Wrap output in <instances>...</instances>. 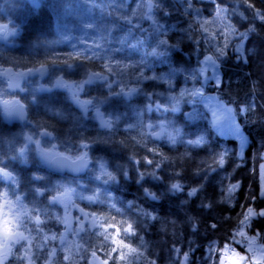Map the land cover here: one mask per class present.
Returning a JSON list of instances; mask_svg holds the SVG:
<instances>
[{"label": "trees", "instance_id": "trees-1", "mask_svg": "<svg viewBox=\"0 0 264 264\" xmlns=\"http://www.w3.org/2000/svg\"><path fill=\"white\" fill-rule=\"evenodd\" d=\"M140 2L0 0V25L8 24L18 32L9 43L0 38V72L21 76L28 73L30 68H40L41 65L45 68L44 77H38V71L31 72L33 76L24 81L20 91H12L9 80L0 77V98L19 100L27 107L28 113V121L18 124L8 120L0 108V155L5 158L6 170L18 182H6L0 177V193L7 191L12 200L19 195L24 205L32 208L34 190L37 187L45 188L44 195L35 198L37 206L43 208L49 204L52 195L71 190L77 210L83 209L84 213H93L97 217L96 228L86 227L89 232L113 231L107 224L103 229L98 227L101 223L99 216H115L117 227L121 219L135 220L136 236L143 237L144 245L141 247L136 236L126 238L127 243L143 253V257L134 259V264H147L151 260L156 264H173L178 257L171 255L170 258V250L178 248L181 252H189V247L190 264H213L214 261L218 264L216 251L211 253L212 259H209V244L215 242L214 248L223 246L234 230L242 205L264 209L259 173L264 154V63L260 55L249 54L241 59L234 51L240 33L248 27L247 21H241L232 12L236 0H192L194 7L201 11L200 17L186 15L183 0H160L162 7L154 11V18L161 26L159 29L151 20L141 18L147 9H137L136 5ZM250 2L257 8L264 7V0ZM217 5L229 10L226 18L203 27L197 24V20L212 21L217 16L214 11ZM240 11L251 15L244 5H241ZM133 12L136 13L135 17L132 16ZM124 17L132 18L133 23H139L140 27H131ZM256 23L259 24V21ZM221 24H232L236 29L235 34L226 36L227 29L224 32L219 30ZM225 39L229 41L226 55L217 60L220 83L209 81L205 84L200 73L205 53L211 55L215 46H223ZM160 40H166L167 45H161ZM177 44L178 48L172 47ZM253 45L264 49V41L255 34L244 42L248 49H252ZM65 61L73 65L71 70L66 69ZM105 64H111L115 74L104 68ZM93 71L104 73L112 88L110 90L104 81H95L82 90L81 98L93 101L86 116L65 88L38 90L39 86L54 87L58 77L77 86L85 78V72ZM140 72L145 76H156L157 80L138 81ZM193 73L197 77L195 82L190 78L185 79ZM161 77L171 80L172 87L169 88ZM253 81H257L255 92L252 90ZM194 83L196 88H201L203 84L207 93L215 94L226 104L235 107L236 114L239 108L245 103H252L254 98L255 106L247 118L243 113L237 115L244 133L249 137L244 159L238 155V140L218 135L211 123L210 112L203 104L195 102L196 95L189 94ZM121 88L125 91L139 88L140 91L131 97L116 95ZM184 89L188 92L181 96ZM149 103L151 111L147 108ZM157 104L161 105L159 109ZM96 107L107 120H114L116 116L120 120L112 127H100L95 118ZM173 108L177 110L173 111ZM137 112L142 115L138 116ZM141 121L145 125L153 123L155 130L163 123L165 129L173 134L176 128H180L182 136L177 138L174 146L168 143L167 138L155 140L142 135L148 129L146 126L141 128ZM129 123L135 125L131 131L127 130ZM45 132L52 135H43ZM197 132L204 135L205 144L191 147L181 142L186 134ZM29 136L32 141L27 139ZM140 139L148 148L155 145L159 152L154 156L137 142ZM36 140H39L43 150H55L59 155L72 159L87 152L92 162L88 172L79 177L54 173L42 160L33 142ZM82 143L88 144V147H81ZM25 145L24 156H20L19 149ZM225 147L230 155L224 167L215 172L209 171L212 157ZM9 153H15L17 159H9ZM161 154L167 159L158 168L143 160L147 156L159 162L162 160ZM133 155L135 159H130ZM101 163L105 165L103 170ZM174 169L180 171V177L173 176ZM153 170L159 179L149 175ZM102 171L111 172L116 180H108ZM124 171H127V176L123 174ZM141 172L144 173L143 180L139 179ZM35 177L43 179L37 180ZM177 179L184 185L181 192L170 190V184ZM230 183L239 185L233 194L232 205L217 203L210 209L200 207L201 199L215 202L222 195L227 196L228 193H221V186L226 187ZM201 184L204 187L196 197L187 196L190 187ZM145 189L155 193L158 199L152 200L146 196ZM93 190L101 193L105 203L90 204L86 199H81V196L92 195ZM109 193L114 198L111 202L124 210V216L110 208L107 202ZM129 201L158 218L146 220L138 216L136 208H128ZM0 203H3L2 200ZM48 211L50 215L58 213L66 220L63 205L50 206ZM79 211L75 213L77 218L80 217ZM214 217L231 219H224L222 223L217 221L218 228L212 229ZM41 219L44 217L41 216ZM193 223L197 227L195 232L192 230ZM42 227L48 235H61L66 223L53 219ZM248 231L253 235L264 233V218H253ZM80 235L87 239L86 233ZM76 239L77 236L71 235L67 241L70 244ZM52 245L59 248L60 240L49 242V246ZM236 246L240 248V245ZM99 254L103 255V251Z\"/></svg>", "mask_w": 264, "mask_h": 264}, {"label": "snow or ice", "instance_id": "snow-or-ice-1", "mask_svg": "<svg viewBox=\"0 0 264 264\" xmlns=\"http://www.w3.org/2000/svg\"><path fill=\"white\" fill-rule=\"evenodd\" d=\"M185 6V14L192 15L194 17H200L201 11L196 9L192 3V0H183ZM241 5L246 6L247 10L251 13L250 16L246 15L245 12L240 11ZM34 6H36L34 4ZM162 7L160 0H147L145 3L144 0H141L140 3H137V9H147L146 13H143L141 18H146L151 20L154 25H157V29L161 26L157 24L156 19L154 18V11L160 9ZM217 12V16L212 21L207 20H197V24L201 27L207 25L208 23H217V21L221 18H226L229 12L228 9L223 8L217 5V8L214 10ZM233 14L238 15L241 21H247L248 27L245 32L240 33L238 46L234 49L235 53L238 57L243 59L244 57L250 55H260L262 57V63H264V49L258 48L256 45H253L252 49H248L244 46V42L253 34H255L261 41H264V7L257 8L254 3L250 2V0H236L235 6L232 9ZM133 17L136 16V13L133 12ZM125 22L131 27L139 28V23H133V19L130 17L123 18ZM259 21V24L256 23ZM11 23V21H9ZM225 32L226 36L234 35L236 32L235 27L232 24H221L220 31ZM131 31V28L129 29ZM15 30H8V24L0 25V35L7 37L8 35L14 34ZM159 43L161 45H167L166 40H160ZM229 46V41L225 39L223 46H215V51L212 52L211 55L205 53L204 59L205 62H211L213 64L216 63L221 57L226 55V49ZM99 47V46H98ZM135 47V45H133ZM172 47H179V45H173ZM211 51V49H209ZM119 64V62H117ZM66 69L71 70L73 65L65 61ZM109 72H113L115 74V70L112 68L111 64L103 65ZM127 67V66H126ZM40 72L44 73L45 68L44 65H41L40 68H30L29 73L31 72ZM192 79L194 82L197 80L196 74L193 73L190 77H186L185 79ZM140 79H149V80H157L156 76H145L143 72H140V76L137 77V80ZM163 80V78H160ZM63 78L58 77L57 83H62ZM95 81H104L107 83L108 88L111 90L112 85L107 81V76L102 72H85V78L81 80L77 84V88L79 90H83L87 85ZM164 83L169 85V88L172 87L171 80H163ZM220 83L219 78H217V84ZM204 85H201L203 88ZM201 88H196L195 83L193 85L192 91L189 93L190 95H203ZM252 90L255 92L257 90V81L252 82ZM140 91L139 88H131L128 91H125L124 88H121L120 93H116V95H123L124 97H131V95L135 92ZM185 92H188L187 89L181 91L180 95L183 96ZM147 95V93H146ZM160 95V94H157ZM173 99H175L173 97ZM76 102L82 108L85 116L88 112V105L93 103L92 100H84L80 101L79 99ZM15 103L19 106V115L20 118L23 119V105L19 104L18 100H0V105L3 106L4 112L6 115H12L9 110V105ZM254 98L252 103H245V105L239 108L237 115L239 113H243L247 118L248 114L252 112L254 108ZM157 109L161 107V105H156ZM148 110L151 111V103L147 106ZM176 111V108L172 109ZM231 113L232 109H228ZM138 116H141L142 113L137 112ZM95 118L100 120V124L102 127H112L116 121L120 120L119 116H116L114 120H106L104 115L101 113L99 107L95 108ZM189 119H191V115L189 114ZM141 128L145 127L148 129L146 133H142V135H147L153 137L155 140H160L163 138L165 133V125L161 123L159 125L160 131H156V125L151 122L145 123L143 121L140 122ZM135 125L129 123L128 131H131ZM231 130L235 132V134L239 137L240 130L239 126L235 125L234 121L231 125ZM43 135L51 136V132H45ZM182 136V130L180 128L175 129V134L173 132H167V141L171 145H176L177 138ZM195 138H191V137ZM29 141H32V137H27ZM133 139H137L133 137ZM41 156H46L47 154L44 152L42 148H40L39 140L33 141ZM138 143H141L148 151H151L155 156L159 149L153 145V147L148 148L147 144L142 140H137ZM182 143L191 147H199L205 144L204 135L200 132L186 134V138H183ZM55 147V145H53ZM81 147L87 148L88 144L82 143ZM27 145L21 147L19 149V155L24 156ZM187 154V153H185ZM230 152L225 147L222 151L216 153L212 157V164L209 165V171L215 172L218 168H223L226 159L229 157ZM162 160L157 162L154 160H150L147 156L143 157V160L149 164L153 165L154 168H158L160 163L163 162L167 157L161 154ZM8 158L15 160L17 159V155L15 153H9ZM77 159L84 161V166L87 165V152H84L83 155L77 156ZM130 159H135V155L130 157ZM139 163V161H137ZM100 168L103 170L105 165L103 163L100 164ZM7 165L5 164L4 156L0 155V177H3L6 180H11L13 183H18L16 178L12 176L11 172L6 170ZM262 179H264V165L261 166ZM125 176L128 175L127 171L123 173ZM102 175L107 176L108 180L115 181L116 176L111 172L102 171ZM153 179H159L156 171L153 170L149 173ZM180 171L173 170L174 177H180ZM99 178V177H98ZM37 180L43 179V177H35ZM139 179H144V173L141 172L139 175ZM107 182V181H105ZM203 184L190 187L187 192L188 197H196L198 193L203 189ZM239 187L238 184H229L226 187L221 186V193H228L227 196L222 195L220 200L211 201V200H200V207L204 209H210L214 207V204L217 203H227L232 205L234 203V193L236 189ZM184 189V185L180 182L179 179L176 182L170 184V190L173 192H181ZM57 191H59L57 189ZM74 191V190H73ZM145 194L152 200H157L158 197L155 193L151 192L149 189H145ZM45 192V188L37 187L34 190L33 194V207L28 208L22 203V198L19 195H16L15 201H11L8 199V192L5 191L0 193V200L3 203H0V264H81V261H84V264H134L135 258L143 257V253L139 251L137 248H133L130 243L126 242V238L128 236H136V221L127 218L121 219L119 221V226H116V218L112 215H103L99 216L98 219L101 221L99 223V228L103 229L104 225L107 224L109 228L113 229L112 232L107 230L104 231H95L89 232L83 225H81L79 230L75 231L77 236L76 240H73L70 244L65 239V235H58L57 233H52L48 235L43 231V225L50 220H57L59 222H66L64 218L60 217L58 213L49 214V207L55 206L56 204H64L63 194L60 195H52L51 200L48 205H45L43 208L37 206L35 202V198L38 196H43ZM261 196L264 197V187H262ZM81 199H86L90 204L93 203H105V200L101 199V193L97 190H93L92 195L89 196H81ZM114 198L111 197L110 193L107 194V202L110 205L111 209L115 210L120 216H124V210L116 207L115 203L111 201ZM187 203V201H185ZM128 208H136L138 216H143L146 220H156L158 217L145 209L139 208L133 202H128ZM82 215L85 217H93L91 223L92 227H97V217L93 213H84L83 209L80 210ZM68 209L65 207V216H67ZM41 216L44 219H41ZM264 218V209L257 210L251 206L242 205L241 211L236 217V222L233 226L234 230L231 235L226 238V242L220 248H214L213 245L215 242L209 244V259H212L211 253L216 251L218 253L217 260L218 264H264V233H257L256 235H250L248 229L252 226L253 218ZM192 220V218H189ZM224 219H231L230 217H214V222L211 224L212 229L218 228V222H223ZM192 230L197 231L196 224H192ZM51 231V230H49ZM84 232L87 234V239L84 236H81L80 233ZM67 233V227L65 229V234ZM137 239L141 242V247L144 245L143 237L136 236ZM60 240V247L57 248L55 245L49 246V242ZM227 240H232L233 244H239L241 241L243 242V247L246 249L245 254H241V252L236 251V249L230 245ZM110 242V243H109ZM103 251V255L99 253ZM126 250V251H125ZM191 251V247H189V252ZM189 252H181L178 248H173L170 250V258L171 255H175L178 257L173 264H190ZM183 257L182 260L179 257ZM131 257V258H130ZM147 264H156L154 260L148 261ZM216 264V261L213 262Z\"/></svg>", "mask_w": 264, "mask_h": 264}, {"label": "rangeland", "instance_id": "rangeland-1", "mask_svg": "<svg viewBox=\"0 0 264 264\" xmlns=\"http://www.w3.org/2000/svg\"><path fill=\"white\" fill-rule=\"evenodd\" d=\"M8 30L12 31L13 29L8 27ZM17 33L18 32L15 31L14 34L8 35L7 37L0 35V38L3 42L9 43L11 41V38H13ZM218 68H219V64L217 61L215 64H213L211 62H205V59H204L202 66L200 67V73L202 75V78H203V81L205 84H207L209 81H214L217 84V78H219V80H220V73H219ZM36 75L38 77H44L45 73L41 74L40 72H38ZM0 77L1 78H7L9 80V86H10V89L12 91L22 90L23 89V83H24V81H26V79L21 78L20 75H16V74L11 73V72H6V73L0 72ZM62 88H65L66 90H68L70 92V95L72 97L73 102L79 108H81L80 105L76 102V100L79 99L80 101H84L81 98L82 91L79 90L77 88V86L72 84V83L62 81V83H60V84L56 83L54 85V87H50V88H45L43 86H39L38 90L39 91H48V90H52V89H62ZM201 91H202L203 95H196L195 102L203 104L207 108V110L210 112L211 123L213 125L214 130L218 133V135H220L221 137H224V138L234 137L238 140V142H239L238 155L241 159H244L246 156V149H247L248 144H249V137L247 134L244 133V131H243V129H242V127L238 121L235 107L226 104L225 102L220 100L215 94L207 93L205 87L201 88ZM0 100L11 101V99H1V98H0ZM13 100H15V99H13ZM19 103H20V101H19ZM15 106H16L15 103H12L9 105L10 112H11L12 108ZM87 107H88V111H89L91 109V107L89 105ZM0 108L3 112V114L7 117V119L10 120L11 115L5 114L2 105H0ZM228 109H232V112L230 113L228 111ZM96 120L99 123L100 127H102L100 124V120L97 118H96ZM233 121H234L235 125L239 126V130H240V136L239 137L235 134L234 131L231 130V125H232ZM102 128H108V127H102ZM156 131H160V128L157 129ZM167 132L168 131L165 129V133H164L163 138H167ZM44 152L47 155L41 156V154H40V156L46 164H49L52 159H54L55 157H57L59 155V153L55 150H44ZM262 165H264V154H263V162H262L261 166ZM261 166H260V172H259L260 173V196H261L262 187H264V179H262ZM4 180L6 182H12L11 180H6V179H4ZM63 198L65 201L63 206H64V208L67 207V209H68L66 220H65L66 221L65 222L66 227H67V233L65 234V231L63 232V234L65 235V239L67 240V239H69V237L71 235L76 236L75 231L79 230L81 225H83L84 228H86L87 226L92 227L91 221L93 218L85 217L82 215L81 211L77 210L74 195H73V192L71 190H68L65 193H63ZM8 199L13 201V202L15 201L9 197H8ZM22 203L24 204L23 198H22ZM76 211H79V215H80L79 218H77L75 216ZM254 218H256V217H254ZM97 225H98V223H97ZM249 234L253 235L250 232H249ZM241 254L243 255L245 253L241 252Z\"/></svg>", "mask_w": 264, "mask_h": 264}, {"label": "water", "instance_id": "water-1", "mask_svg": "<svg viewBox=\"0 0 264 264\" xmlns=\"http://www.w3.org/2000/svg\"><path fill=\"white\" fill-rule=\"evenodd\" d=\"M32 75V73H24L23 77L28 78ZM20 105H23V119L20 118L19 115V106L16 105L15 107L12 108L11 110V121L13 123H18V124H24L28 121V113H27V108L24 104L19 103ZM87 165L84 166V161L79 160V159H71L67 156L60 155L52 159L49 163L50 169L57 174H67L72 177H79L85 175L90 166H91V160L90 158L87 157Z\"/></svg>", "mask_w": 264, "mask_h": 264}, {"label": "clouds", "instance_id": "clouds-1", "mask_svg": "<svg viewBox=\"0 0 264 264\" xmlns=\"http://www.w3.org/2000/svg\"><path fill=\"white\" fill-rule=\"evenodd\" d=\"M231 242L229 243L230 245H232L234 247V245H237V244H233L232 240H230ZM238 245H241L243 246V242L241 241Z\"/></svg>", "mask_w": 264, "mask_h": 264}, {"label": "crops", "instance_id": "crops-1", "mask_svg": "<svg viewBox=\"0 0 264 264\" xmlns=\"http://www.w3.org/2000/svg\"><path fill=\"white\" fill-rule=\"evenodd\" d=\"M240 252V251H239Z\"/></svg>", "mask_w": 264, "mask_h": 264}]
</instances>
